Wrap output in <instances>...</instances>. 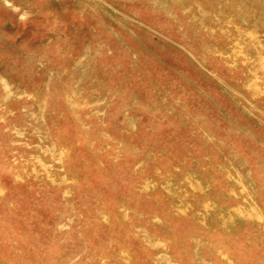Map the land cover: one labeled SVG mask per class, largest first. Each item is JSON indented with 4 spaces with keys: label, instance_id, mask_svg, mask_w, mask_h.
Here are the masks:
<instances>
[{
    "label": "rangeland",
    "instance_id": "rangeland-1",
    "mask_svg": "<svg viewBox=\"0 0 264 264\" xmlns=\"http://www.w3.org/2000/svg\"><path fill=\"white\" fill-rule=\"evenodd\" d=\"M0 264H264V0H0Z\"/></svg>",
    "mask_w": 264,
    "mask_h": 264
}]
</instances>
